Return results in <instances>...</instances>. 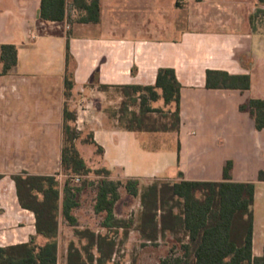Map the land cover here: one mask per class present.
<instances>
[{
	"label": "crops",
	"instance_id": "crops-1",
	"mask_svg": "<svg viewBox=\"0 0 264 264\" xmlns=\"http://www.w3.org/2000/svg\"><path fill=\"white\" fill-rule=\"evenodd\" d=\"M40 1L0 0V46L17 51L16 65L0 75V247L32 237L44 243L10 176H55L54 164L60 169L68 45L73 89L67 103L76 112L77 130L92 134L102 149L89 145L94 167L106 169L114 181L220 182L230 162L233 182L255 185L252 254L261 257L264 128L257 131L250 114L240 110L251 99L264 101V28L250 24L257 0H98L97 23L80 22L84 13L72 0H66L63 21H44ZM161 68L174 70L180 84L179 130L117 128L120 98L111 90L153 86ZM207 71L247 75L250 87L208 89ZM63 224L59 216L57 264Z\"/></svg>",
	"mask_w": 264,
	"mask_h": 264
},
{
	"label": "trees",
	"instance_id": "trees-1",
	"mask_svg": "<svg viewBox=\"0 0 264 264\" xmlns=\"http://www.w3.org/2000/svg\"><path fill=\"white\" fill-rule=\"evenodd\" d=\"M264 9V0H258ZM73 7L84 13L80 18L83 23L99 21L98 0H72ZM66 0H41L39 17L44 21H63L65 18ZM264 14V11L262 12ZM250 24L253 20L250 16ZM17 51L13 45L0 46V75L8 73L17 63ZM62 148L60 169L71 176L85 179L94 174L100 177L96 185L93 204L95 215H102L100 227L105 234L90 229H77L78 221L75 210L79 207L77 195L80 190L75 184L66 182L60 189L55 176H33L25 172L10 176L14 183L16 197L20 207L30 211L34 216L37 236L44 239L37 244L32 237L27 243L0 247V264H57L58 217L61 216L68 226L74 228V234L84 241L78 248L70 242L67 248L66 264H109L115 249V240L110 234L122 230L128 234L131 222L121 220L115 215V205L120 199V188L132 196L140 198L144 212L138 216L137 230L147 241H157L165 233L175 234L183 231L188 242L181 245L183 258H165L160 264H264V253L261 257L252 254L254 183H236L230 176L231 163L223 169V180L220 182L186 181L175 183H153L140 188V182L128 179L124 182L109 178L110 173L104 168L92 169L80 155L76 142L81 133L76 127V112L69 108L67 100L73 89L71 71L72 58L66 45L65 55ZM208 89H234L246 91L250 87L247 75H229L221 71L206 72ZM107 90V86H98ZM124 100L132 99L139 103L138 112H131L130 122L140 124L138 128L123 126L117 114V128L133 132H176L180 126V84L175 72L169 68L157 71L153 86H116ZM134 97V98H133ZM124 100L121 105L125 106ZM162 106H153L158 101ZM167 110L173 117L171 126L161 129L141 127L142 118L156 111ZM247 111L254 121L257 131L264 128V101L251 99L240 106ZM102 149L92 139V134L82 141ZM1 179V176H0ZM264 179L260 173L259 180ZM83 181V180H82ZM74 186V187H73ZM174 201V205L170 202ZM177 209V211L175 210ZM160 215L157 216V212Z\"/></svg>",
	"mask_w": 264,
	"mask_h": 264
},
{
	"label": "rangeland",
	"instance_id": "rangeland-1",
	"mask_svg": "<svg viewBox=\"0 0 264 264\" xmlns=\"http://www.w3.org/2000/svg\"><path fill=\"white\" fill-rule=\"evenodd\" d=\"M262 8L263 7L257 0L256 9L251 14L254 28H264V14L262 13L264 9ZM111 92V96L120 98L117 100V108L114 114H117L121 125L138 128L140 124L130 122L131 112H138V101L134 104L132 99L127 98L124 100V97L119 90L113 89ZM123 100L125 102V106L121 105ZM142 120L143 122L141 127L147 128L161 129L164 126H171L173 124V117L167 113L166 109H163V111L149 113L143 117ZM86 137L87 134H84L83 136L81 135L80 139L76 142L77 149L87 165L92 169H96L94 166L97 158L91 156L92 148L88 144L82 142ZM55 168L56 164H54L53 175H55V178L58 180L60 189L63 188L64 183L67 181L71 184L73 183L70 180V174L62 172L61 169H59V171H55ZM85 179L87 180V183L84 186V179H82L83 181L80 180L79 183H73L75 184V188L80 190L77 195L79 207L75 210V214L79 220L77 229H90L97 233L105 234L106 231L100 227L103 216L95 215L93 212L96 185L100 180V177L90 174ZM154 182L158 184L172 183L166 180L149 179L140 181V188L142 189L144 187H148ZM119 192L120 199L115 205V215L121 220L131 222V224L127 235H124L122 230H119L118 233L110 234V236L114 238L116 246L112 260L109 264H160V261L169 257L182 259L184 251L181 249V245L188 242L185 232L179 231L175 234L165 233L163 236L159 237L157 241L150 242L145 240L137 230L138 216L141 212H144L139 196L132 197L128 195L123 188H120ZM174 204V201L170 202V205ZM175 210L177 211V209ZM159 215L160 211L157 212V216ZM260 215L261 210L259 209L256 211V216L259 217ZM63 225L64 226L61 232L62 243L59 264H66L67 248L70 242H73L78 248L84 244V241L80 240L74 234V228L68 226L67 224Z\"/></svg>",
	"mask_w": 264,
	"mask_h": 264
},
{
	"label": "built area",
	"instance_id": "built-area-1",
	"mask_svg": "<svg viewBox=\"0 0 264 264\" xmlns=\"http://www.w3.org/2000/svg\"><path fill=\"white\" fill-rule=\"evenodd\" d=\"M70 180H71L73 183H79L80 180H81V177H79V176H71V177H70Z\"/></svg>",
	"mask_w": 264,
	"mask_h": 264
}]
</instances>
